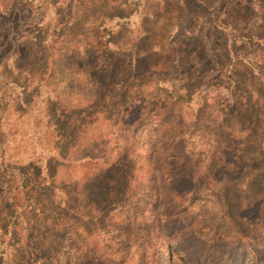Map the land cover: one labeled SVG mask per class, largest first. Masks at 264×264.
I'll list each match as a JSON object with an SVG mask.
<instances>
[{"label":"trees","instance_id":"1","mask_svg":"<svg viewBox=\"0 0 264 264\" xmlns=\"http://www.w3.org/2000/svg\"><path fill=\"white\" fill-rule=\"evenodd\" d=\"M139 1L147 6L157 1L159 12L167 17L166 23L155 21L146 39L115 40L114 31L106 27L111 22L107 17L102 22L82 21L76 36L82 41H63L86 51L89 42L101 47L100 53L80 54L88 62L89 77L70 72L69 80L87 81L93 94L87 105L101 108L87 123L89 138L83 147H97L108 139L106 146L112 143V148L95 158H82L92 174L71 190L56 188L55 171L49 165L43 171L32 163L0 165V264H161L160 242L176 238L181 231L167 235L148 224L140 207L158 198L161 189L157 185L148 189V178L162 174L166 196L181 198L185 193L196 195L180 185L187 177L184 170L197 181L209 173L212 163H225L228 156V163L245 168L264 160V0ZM33 2L38 3L36 9L34 5L12 7L0 15V63L6 60L0 67L13 61L15 70H36L53 57L46 46L38 51L30 48L37 45L30 42L27 57L18 51L11 54L16 44L24 48L28 29L46 18L48 0ZM47 38L42 43L48 44ZM139 46L147 50L127 53ZM157 72L166 75L157 79ZM8 75L5 79L10 82L2 80V85L18 87ZM2 85L0 122L11 109L15 90L1 92ZM135 90H140L138 98L132 99ZM209 101L217 105L218 118H207L205 103ZM52 109L50 103V117ZM242 114L248 127L234 122ZM49 126L57 135L71 136L75 130L71 129L74 124L60 121ZM226 130L240 133L242 144L236 142L231 148L221 139ZM226 152L230 153L223 158ZM39 174L45 178L42 182ZM93 180L103 188L96 196L88 190ZM136 184L138 188L132 189ZM222 200L221 207L227 205L225 195ZM94 225L99 227L93 229ZM185 228L202 234L192 230V222ZM210 250L216 257L212 264H229L221 259L225 253ZM206 253L211 255L205 249L201 260L209 259Z\"/></svg>","mask_w":264,"mask_h":264},{"label":"rangeland","instance_id":"2","mask_svg":"<svg viewBox=\"0 0 264 264\" xmlns=\"http://www.w3.org/2000/svg\"><path fill=\"white\" fill-rule=\"evenodd\" d=\"M86 1L90 4L88 5ZM119 3L124 5L119 7ZM37 4H34L33 0H0V15L12 7L34 5L36 9ZM47 5L48 11L44 12L46 14L44 21L40 25L29 28V36L26 41L24 39V48L16 44L11 48V54L18 51L19 55L27 57L26 43L30 42L37 44L35 47L31 45L30 48H36L38 51L46 46L53 57L47 60V64L40 63L41 67L36 70L24 68L15 70L13 61L0 67V86L2 80L10 82L5 79L9 76L8 74H12V80H16L19 84L16 88L13 84L1 87V92L6 89L9 93L12 87L15 90L12 91L10 99L11 109L4 114L0 122V165L10 168L32 163L41 171L45 165H49L50 170L55 171L53 181L56 183V188L71 190L84 184L87 181L86 178L92 174L93 169L91 170L87 165L86 160L81 161L82 158L89 156L95 158L104 150L111 149L112 143L106 146L108 139H104L97 147L88 149L83 147V143L89 138L85 135L89 125L87 123L92 122L93 116H98L94 113L101 108L100 106L91 108L87 105L93 97L87 81L71 82L69 80L70 72L84 73L88 76V62L80 54L100 53L101 47L97 42H89L87 47L89 49L86 51L82 46L65 45L63 41H69L72 38H75L76 42L82 41V38L76 37L81 31L79 27H83L82 21L96 22L99 19L102 22L107 17L111 22L107 21L106 27L114 31L115 40L120 38L125 41L126 38L133 36L142 40L150 36L155 21L166 23L167 17H163L159 12L160 6L157 1L153 3L149 1L147 6L139 0H48ZM122 29L123 35H119ZM44 36L48 37V44L42 43ZM149 45L147 43L145 46L148 48ZM126 47L131 49V46ZM146 47L139 46L127 53L139 54L147 50ZM0 64H6V60H2ZM158 72L155 75L157 79L166 75V72L161 73L162 75ZM138 91L135 90V94L132 91V99L138 98ZM124 97L122 101L126 99ZM127 102L130 103V101ZM50 103L53 108L51 110L53 117H50ZM216 107L214 101L205 103L208 119L218 118L219 112ZM228 119L231 120V114L228 115ZM56 121L67 125L74 124L75 127H71V129L75 128L73 134L71 136L62 132L58 135L56 132L54 134V130L49 125ZM234 122L248 127L244 124L246 122L244 114L237 120L234 119ZM241 138L244 137L240 133L233 134L228 130L221 137L223 141L231 144V148L236 142L242 144L239 142ZM229 153H224L223 158ZM229 159L230 156L225 163L220 161L212 163L209 173H203L197 181H194L184 170L187 177L180 180V185L192 189L196 195L185 193L181 198H168L163 189L162 174L154 175L152 178L148 176V189L152 185L160 186L161 189L158 198L153 197L145 201L140 211L148 224L163 234L168 235L175 230L181 231L176 238L160 242L159 246L162 248L158 253V260L161 264H205L207 262L212 264L216 257L213 258L215 254L210 248L217 249L218 253H225L227 261L225 258L221 257V259L229 264H264V160L259 159L250 168H245L232 161L228 163ZM107 175L112 177L109 172ZM38 176L40 182L45 179L41 174ZM142 176L139 177V182ZM122 182L123 178L120 186ZM88 184L90 195L96 196L103 192L98 180L90 181ZM213 184L215 186L212 189L209 188ZM222 187H224L222 195H225L227 204L223 207H221L222 195H220L221 192L219 193ZM133 188H138V184L132 186ZM190 195L194 196L189 200ZM188 203L191 204L188 205ZM143 208H145L144 211L141 210ZM223 209L226 214L222 212ZM190 222H192V230L199 229L202 234L190 233L185 228L186 223ZM98 227L94 225L92 228ZM245 236L248 237L243 239ZM205 249L211 255L206 253L209 259L204 257L201 260V253Z\"/></svg>","mask_w":264,"mask_h":264}]
</instances>
